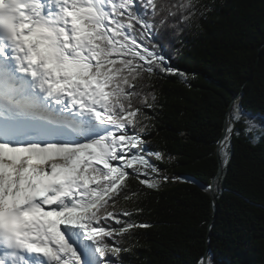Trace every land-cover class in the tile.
<instances>
[{
	"label": "snow or ice",
	"instance_id": "snow-or-ice-1",
	"mask_svg": "<svg viewBox=\"0 0 264 264\" xmlns=\"http://www.w3.org/2000/svg\"><path fill=\"white\" fill-rule=\"evenodd\" d=\"M201 7L0 0V264H126L125 237L151 227L118 206L139 195L129 179L148 190L179 179L146 139L151 81L178 74L162 54L168 29L182 32ZM230 108L224 156L236 125L251 124L241 104Z\"/></svg>",
	"mask_w": 264,
	"mask_h": 264
},
{
	"label": "trees",
	"instance_id": "trees-1",
	"mask_svg": "<svg viewBox=\"0 0 264 264\" xmlns=\"http://www.w3.org/2000/svg\"><path fill=\"white\" fill-rule=\"evenodd\" d=\"M200 4L182 32L168 29L162 54L178 74L152 79L158 101L146 110L151 150L176 157L159 166L185 181L148 190L129 179L139 195L118 206L139 209L132 219L151 227L125 237L126 264H196L210 241L214 264H264V139H250L264 130L242 120L229 155L218 153L235 96L247 114L264 115V0ZM221 165L216 208L206 188Z\"/></svg>",
	"mask_w": 264,
	"mask_h": 264
},
{
	"label": "water",
	"instance_id": "water-1",
	"mask_svg": "<svg viewBox=\"0 0 264 264\" xmlns=\"http://www.w3.org/2000/svg\"><path fill=\"white\" fill-rule=\"evenodd\" d=\"M240 97H241V94L235 96L233 102H235V101H236L237 99H239ZM233 102L231 103V105L233 104ZM230 109H231V108H230ZM257 115L264 116V115H262V114H257ZM225 126H226V125H225ZM224 136H225V130H224V132H223L222 139L220 140V142H219V144H218V153H220V144H221V142H222ZM222 172H223V167H222V165H221L220 171L217 173V175L214 177V179H213V181H212V185H211L212 188H211V190H207V189H206V190L211 194V196L213 197V199H214L213 201H214V203H215V207H216V208H218V202H217L218 198H217V196H216V191H218V189H219V178L221 177ZM209 236H211V235H209ZM210 243H211V241L208 243V250H207V252H206L204 258L207 257L209 253H212Z\"/></svg>",
	"mask_w": 264,
	"mask_h": 264
},
{
	"label": "rangeland",
	"instance_id": "rangeland-1",
	"mask_svg": "<svg viewBox=\"0 0 264 264\" xmlns=\"http://www.w3.org/2000/svg\"><path fill=\"white\" fill-rule=\"evenodd\" d=\"M238 104H239V102H238ZM247 119L250 121V114H247ZM249 126H250V129H251L252 131H257V130H260V129H263V130H264V126H261V127H258V128H253L251 124H249ZM175 161H176V157H175V156H172V155H166V154H165V159H164V161H163V164L169 165V164H171V163H173V162H175ZM160 168H161V167H160ZM161 170H162V173H163L164 175L169 176V174H168V172H167L168 169H163V168H161ZM169 177H177V176H169ZM178 178H179V177H178ZM172 181L183 182V181H185V179H183V178H179V179H175V180H172ZM213 264H214V263H213Z\"/></svg>",
	"mask_w": 264,
	"mask_h": 264
},
{
	"label": "bare ground",
	"instance_id": "bare-ground-1",
	"mask_svg": "<svg viewBox=\"0 0 264 264\" xmlns=\"http://www.w3.org/2000/svg\"><path fill=\"white\" fill-rule=\"evenodd\" d=\"M238 102H239V99H237L234 103H238ZM250 121H251V125H252L253 128H258V127L264 126V116H261V115L251 116L250 115ZM206 189L209 190L208 187ZM205 259L206 260H210L211 264H213L212 254L211 253H209L208 256L205 257Z\"/></svg>",
	"mask_w": 264,
	"mask_h": 264
}]
</instances>
